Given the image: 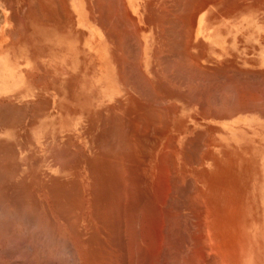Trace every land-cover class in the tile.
I'll return each instance as SVG.
<instances>
[{
	"label": "rangeland",
	"instance_id": "rangeland-1",
	"mask_svg": "<svg viewBox=\"0 0 264 264\" xmlns=\"http://www.w3.org/2000/svg\"><path fill=\"white\" fill-rule=\"evenodd\" d=\"M213 1L215 2V0ZM260 6L264 7V0L216 1L219 34L217 43L219 45V50H224L226 45H228L225 41L226 38L224 39L221 35H226L227 33L233 34V42L231 43L232 54L227 56L229 59H232V61L226 62L227 60L225 59L219 60V69L224 63L225 66L226 64L227 66L231 65L232 67H235L236 65L237 68L241 70H237L235 67L226 71L223 65L222 69L225 70L221 72L218 71V78L215 77V79L212 78L211 74H209L210 76L205 74L212 78L208 79V77H205L207 80L203 77L204 74L201 75L202 73L200 74L198 72L200 74L199 76L197 73L199 68H197L198 70H194L195 73L192 71L184 75H171V82L167 83L168 85L155 83V89L151 88L149 89L150 91L147 89H141L138 91L137 96L133 98L123 97L122 99L117 100L118 102L116 104H111L109 101L105 102V99L99 98L96 93L90 92V96H82V91L79 90L75 91V96L72 98L68 106H53L50 104V99H43L41 101L42 103H39V101L34 98L33 90H27L25 93L21 90L19 92L15 91L11 93L12 97L3 101L4 103L0 101V168L2 169L0 170V178L2 177V179H0V182L2 181V184L0 183V225L2 224L0 226V264H96L101 262L102 258V260L105 258V260L108 259V264H114V262L115 264H131V262L134 261H137L138 263V261L141 262L145 260V262L139 263L150 264L152 262L151 264H154L155 262V264H188L187 261L190 260L191 262H189V264H213V262L214 264H258V259H254V257L251 256V254L253 255L254 253L250 247L251 240L254 241L255 235L258 236L257 238L261 241L262 245L260 249L261 260L259 261V264H264V240H262V230H264V165H255L258 162L264 163V154L241 153L240 148L232 146V142L236 140L240 141L241 138H235V135L240 136L242 131H244V134L246 135L245 138H248L247 141L252 142V136L257 134V126L263 124V122L259 123L257 120L258 117L261 118V116H264V71H259L255 62L258 60V55L261 57L264 55V53L261 52L264 49V8H261ZM259 50L261 51L258 52ZM219 53L224 52L219 51ZM240 64L244 65V67L240 66ZM193 68L195 69V67ZM242 68L245 70L242 71ZM234 69L236 71H234ZM246 69H248L247 72ZM232 70L233 72H231ZM250 71L251 73H249ZM225 72L231 73H229L230 75H226L227 73ZM234 72H236V74ZM196 73L198 74L197 76L195 75ZM222 73H225L226 76ZM188 74L190 75L188 76ZM227 76L228 79L226 78ZM231 77L232 80L234 79L233 81L231 80ZM235 77L237 79H235ZM184 81L186 82L184 83ZM187 82H189V84ZM230 82H233L234 84ZM243 84L245 86H243ZM239 87L243 88L240 89ZM191 88L194 91L191 90ZM229 88L230 91L228 90ZM206 89L208 90L206 91ZM190 90L192 91V94ZM243 93L244 95H242ZM235 94L240 95L238 96ZM237 96L238 99L240 97L241 99L243 98L244 102H242L241 99H239V102ZM231 99L235 104L231 102ZM248 100L254 103L252 104ZM225 101H227V103ZM258 102L261 103L257 104ZM233 105H236V107ZM241 105L242 107H239ZM228 106H230L232 110L230 107L227 108ZM243 106L246 107L244 108ZM237 107L239 108L237 109ZM247 108L250 109L247 110ZM235 109L239 110V112ZM228 114H231L232 116H228ZM228 119L232 120L228 121ZM225 129L231 131L233 133L231 135L234 137H226V134L222 132V130ZM216 131H218V137H211V135H215ZM118 155H120V159ZM116 159L118 161L125 159L123 162L119 161L122 165L120 168V164ZM113 160L116 161L113 162ZM115 162L116 164L118 163V166ZM95 164L96 166H94ZM99 165L100 168L105 165L103 168L104 171H108L111 168L116 171L110 170L108 173L110 172L112 175L110 173L107 175L105 174L106 171L104 172L101 170V172L99 170ZM124 165L126 166L125 170L127 173H123L125 172V170H122L125 168ZM97 166L98 168H96ZM118 168L121 173L115 175L118 174ZM93 169H97V175ZM99 172H101V174H99ZM90 174L92 176L94 175L93 179ZM122 174L127 176L128 179L125 180V176H121ZM103 175L104 178L106 176H113V180L112 178H109L108 180V177L105 179L110 181L109 183L114 181L115 185L112 183L111 186L106 183L101 184ZM117 177H120L118 178L119 181L116 179ZM75 178L79 180V185ZM73 181L75 182L74 185ZM123 181L124 184H121ZM90 183L98 185L94 184V186H92ZM102 185H106L108 188ZM95 186H98L97 188L99 189ZM124 186L126 188L123 189ZM69 188L71 189L69 190ZM90 188L94 189H92L91 193L94 196L97 195L96 198L90 193ZM53 191H55V194ZM74 192L77 193L75 194ZM122 192H126L127 194L124 193V196ZM60 194L62 195L61 197ZM104 194L106 195V198ZM117 194H119V197ZM122 194L124 198H122ZM72 195L75 197V200ZM116 196L118 198L115 199ZM135 196L136 199L133 198ZM148 196L151 197L149 198ZM77 197L78 199H76ZM93 198L98 200L96 201ZM99 198L101 199L99 200ZM118 199L119 201H116ZM159 199L160 201H158ZM162 199L163 201H161ZM63 201H68L67 204L71 202L74 205H78V202H81V205L83 206L79 205V207H82V209L84 208V210L78 209V207L75 208V206H71L70 203L68 204L70 208H67V204L65 205V202ZM131 201L135 202L132 203ZM146 201L148 202L147 204L150 205H146ZM153 202H156V204ZM95 204L98 207L99 204L102 205L100 206L102 209L103 206L105 208L102 210L99 207V210L98 207L94 206ZM113 204H115L114 206L116 210L113 208ZM120 204H123L122 206L124 207L119 206ZM220 207L223 208L219 210ZM4 209L7 212L4 211ZM121 209H123V211H121ZM92 211L95 212L93 213ZM202 211L205 212V215H203L204 212ZM75 212L76 214L79 213L80 216L79 214L76 216ZM110 212L111 214H109ZM223 212L224 214H222ZM107 213L108 216H106ZM168 214L170 215L168 216ZM98 215H100V217H95ZM122 215H124V217H122ZM209 215L211 217H209ZM221 215H224V217ZM69 216L72 218H69ZM114 216L118 220L115 218L113 220L112 217ZM156 216H158L159 219ZM77 217L80 220L76 219ZM105 217L108 220H106ZM103 219L105 221H103ZM152 219L154 222H152ZM119 220L122 221L119 222L120 224L118 223ZM227 220H229V222ZM125 221L129 223L133 222V225L131 223L132 227ZM200 223L201 225H199ZM204 223L206 224L203 226ZM122 224H124V226ZM45 225H48V227ZM211 226H213L214 229V232L212 233H210L211 231L209 229ZM128 227H130L131 230ZM148 227L150 228L147 232ZM96 229H98V231ZM166 229L170 230V232L166 231ZM256 229L258 234H255ZM134 231L135 233H133ZM91 232L93 234H90ZM78 233L82 235L80 236ZM117 233L118 235H116ZM150 233L153 234V238L151 237L152 241L150 239ZM213 233L216 234V237L212 235V238H217V240L211 239V234ZM149 234L150 236H148ZM154 235L157 237L155 238ZM226 235L228 237H226ZM91 236L92 238H95L96 236V240L90 239L89 237ZM114 236L115 238H113ZM97 237L102 238L97 239ZM135 238H139V240ZM94 240L95 244L93 243ZM97 240L107 242L108 244L99 241L96 242ZM128 240L130 241V244L128 243ZM153 240L155 241V244H153ZM88 241L89 243H87ZM135 242L138 245H136ZM29 243L31 245H29ZM194 243H196L195 247ZM200 243L201 245H199ZM219 243L221 245H219ZM98 244L101 245V248ZM102 244L104 245L102 246ZM131 244H133V247L128 248V245ZM217 244L220 246L219 248H216L218 247ZM96 245L97 247H93ZM150 245H152L151 248ZM159 245L161 248L157 247ZM136 246H138L139 249ZM147 247L148 251L146 250ZM152 247H154L155 250ZM213 247L214 250L212 249ZM94 248H98V251H96V249L94 250ZM121 248L124 250L121 251ZM157 248L158 250H156ZM80 249L85 255L81 252L79 253ZM104 249L105 251H102ZM159 249L161 253L159 252ZM195 249H198V251ZM93 250L95 254H93ZM135 250L137 253L133 252ZM101 251L104 254L101 253ZM129 251H131V253H127ZM99 252L100 255H96V253ZM112 252L115 254L114 256H112ZM140 252H142L144 256ZM193 252L197 255H194ZM230 252H232L233 257L236 258H233V261H230L232 259V254H230ZM133 253L136 254L134 255ZM150 253L151 257H149ZM208 253H210V255ZM224 253L226 254L225 259L223 257L225 255ZM131 254H133L132 256L135 258L132 261L129 260L132 257ZM90 255L93 257H90ZM188 255H190V257ZM87 256H89V258H87ZM95 256H98V258L96 259ZM115 257H117L118 260ZM119 257L121 260H119ZM127 257H129V259ZM172 257H176L177 259ZM185 257L186 261H184ZM229 258L230 260H228ZM154 259H157V261H154ZM88 260L91 262L89 263ZM124 261L127 262L125 263ZM203 261L204 263H202Z\"/></svg>",
	"mask_w": 264,
	"mask_h": 264
},
{
	"label": "crops",
	"instance_id": "crops-1",
	"mask_svg": "<svg viewBox=\"0 0 264 264\" xmlns=\"http://www.w3.org/2000/svg\"><path fill=\"white\" fill-rule=\"evenodd\" d=\"M114 1L0 0V101L9 99L15 91L25 93L33 90L34 98L39 103L43 99H50L53 106H68L75 91L79 90L82 91V96H90V92L96 93L105 102L116 104L123 97L137 96L138 91L146 87L155 89V83L164 85L171 82V75L186 74L190 70L188 65L189 61L192 62L189 60L192 55V59L198 61L195 62L198 65L193 63L195 67L199 68L200 65L203 72L212 70L208 73L213 72V78L218 74L215 68L218 67V51L224 52L226 56L222 60L230 61L227 56L232 54L233 34L221 35L226 38L228 45L224 50H219L216 1L116 0L113 3ZM193 4L195 6H191V9L189 5ZM161 9L164 10L162 14ZM117 14H121L120 17ZM112 34H115L114 38ZM185 38H189V44L185 41L187 46ZM176 40L183 52L191 53L190 58L187 56L188 60L184 58L185 53L183 56L182 52L177 51L180 47ZM261 52L264 53V49ZM255 62L258 69L264 70V55H258ZM208 65H214L215 69ZM186 66L189 69L187 72L186 69L184 71ZM228 67L232 66H227L226 71ZM257 122L263 124L257 126V134L252 136V142L247 141L244 131L240 136L235 135V138L241 139L232 142V146L240 148L241 153L264 154V116L258 117ZM222 132L228 138L234 137L228 129ZM217 134L218 131L211 137H218ZM255 165L264 163L258 162Z\"/></svg>",
	"mask_w": 264,
	"mask_h": 264
},
{
	"label": "bare ground",
	"instance_id": "bare-ground-1",
	"mask_svg": "<svg viewBox=\"0 0 264 264\" xmlns=\"http://www.w3.org/2000/svg\"><path fill=\"white\" fill-rule=\"evenodd\" d=\"M112 1H113V0H112ZM115 1H116V0H115ZM115 1H114L113 3H115ZM119 1H120V0H119ZM121 1H122V0H121ZM162 1H163V0H162ZM162 1H161V3H162ZM165 1H166V0H165ZM167 1H168V0H167ZM210 1H211V0H210ZM215 1H218V0H215ZM258 2H259V1H258ZM110 3H111V2H110ZM113 3H112V5H114ZM163 3H164V2H163ZM205 3H206V2H204V4H205ZM225 3H226V2H225ZM227 3H228V1H227ZM227 3H226V4H227ZM229 3H230V2H229ZM253 3H254V2H253ZM259 3H260V2H259ZM120 4H121V3H120ZM122 4H123V3H122ZM116 5H117V4H116ZM160 5H162V4H160ZM169 5H170V3H169ZM169 5H166V6L169 7ZM172 5H173V4H172ZM230 5H231V4H230ZM103 6H105V5H103ZM106 6H107V5H106ZM108 6H109V5H108ZM118 6H121V5H119V3H118ZM148 6H149V5H148ZM148 6H147V7H148ZM189 6H190V8L192 9L191 6L194 7L195 5L193 4V5H189ZM189 6H186V7H189ZM204 6H205V5H204ZM224 6H225V5H224ZM233 6H234V4H233ZM236 6H237V5H236ZM112 7H113V6H112ZM116 7H117V6H116ZM150 7H151V6H150ZM159 7H160V6H159ZM167 7H165V8H167ZM205 7H206V6H205ZM260 7H261V6H260ZM114 8H115V6H114ZM114 8H113V9H114ZM123 8H124V5H123ZM151 8H152V7H151ZM151 8H150V9H151ZM154 8H155V7H154ZM154 8H152V9H154ZM163 8H164V7H162V9H163ZM182 8H183V7H182ZM226 8H227V7H226ZM261 8H264V7L262 6ZM102 9L105 11L104 8H102ZM111 9H112V8H111ZM117 9H118V8H117ZM152 9H151V10H152ZM156 9H157V8H156ZM162 9H161V10H162ZM108 10H109V15H111V14H110V9H108ZM151 10H150V11H151ZM166 10H167V9H166ZM183 10H184V9H183ZM185 10H186V9H185ZM188 10H189V9H188ZM112 11H113V10H112ZM153 11H154V10H153ZM163 11H164V10L161 11V14H162ZM181 11H182V10H181ZM33 12H34V10H33ZM122 12H123V11H122ZM159 12H160V11H159ZM186 12H188V11H186ZM113 13H114V12H113ZM123 13H124V12H123ZM123 13H122V14H123ZM152 13H153V12H152ZM155 13H156V12H154V14H155ZM163 13H164V12H163ZM165 13H166V12H165ZM126 14H127V13H126ZM168 14H169V13H168ZM171 14H172V13H171ZM117 15H119V17H120L121 14H117ZM123 15H124V14H123ZM123 15H122V16H123ZM166 15H167V14H166ZM166 15H165V16H166ZM184 15H185V13H184ZM122 16H121V17H122ZM153 16H154V15H153ZM157 16H158V14H157ZM157 16H156V17H157ZM165 16H164V17L162 16V17L165 18ZM123 17H124V16H123ZM128 17H129V16H128ZM128 17H127V19H128ZM158 17H159V16H158ZM167 17H168V16H167ZM263 17H264V16H263ZM150 18H151V17H150ZM154 18H155V17H154ZM181 18H182V17H181ZM42 19H43V18H42ZM105 19H106V17H105ZM108 19H111V17H109ZM112 19H114V18L112 17ZM115 19H116V18H115ZM119 19H120V18H119ZM127 19H125V20H127ZM148 19H149V18H148ZM155 19H156V18H155ZM157 19H158V18H157ZM160 19H161V18H160ZM169 19H170V18H169ZM116 20H117V19H116ZM128 20H129V19H128ZM176 20H177V19H176ZM42 21H43V20H42ZM111 21H112V20H111ZM117 21H118V20H117ZM150 21H152V19H151ZM153 21H154V19H153ZM173 21H174V19H173ZM179 21H180V20H179ZM188 21H189V20H188ZM55 22H56V21H55ZM105 22H106V21H105ZM105 22H104V23H105ZM118 22H119V21H118ZM130 22H131V20H130ZM132 22H133V21H132ZM158 22H159V21H158ZM158 22H156V23H158ZM162 22H164V21L162 20ZM162 22H161V23H162ZM169 22H170V20H169ZM181 22H182V21H181ZM190 22H191V21H190ZM192 22H194V21H192ZM126 23H127V22H126ZM126 23H125V24H126ZM166 23H167V22H166ZM171 23L174 24L173 22H171ZM188 23H189V22H188ZM109 24H110V26H111V23H109ZM123 24H124V23H123ZM153 24H154V23H153ZM177 24H178V23H177ZM183 24H184V23H183ZM114 25H115V24H114ZM161 25H162V24H161ZM161 25H160V26H161ZM185 25H186V24H185ZM185 25H184V26H185ZM188 25H189V24H188ZM190 25H191V24H190ZM131 26H132V25H131ZM175 26H176V25H175ZM116 27L118 28V26H116ZM120 27H121V26H120ZM164 27H165V26H164ZM178 27H179V26H178ZM192 27H193V26H191V28H192ZM123 28H124V27H123ZM128 28H129V27H128ZM134 28H135V26H134ZM191 28H190V29H191ZM108 29H110V28H108ZM125 29H126V28H125ZM159 29H160V28H159ZM182 29H183V28H182ZM185 29H186V28H185ZM188 29H189V28H188ZM193 29H194V28H193ZM116 30H117V29H116ZM120 30H121V29H120ZM122 30H123V29H122ZM126 30H128V29H126ZM166 30H167V29H166ZM129 31H130V30H129ZM183 31H185V30L183 29ZM186 31H188V30H186ZM192 31H193V30H192ZM108 32H109V31H108ZM126 32H127V31H126ZM131 32H132V30H131ZM137 32H138V31H137ZM177 33H178V32H177ZM118 34L120 35V33H118ZM122 34H123V33H122ZM133 34H134V33H133ZM158 34H159V32H158ZM164 34H165V33H164ZM112 35H113V38H114V35H115V34H112ZM138 35H139V34H138ZM153 35H154V32H153ZM174 35H176V34H174ZM172 36H173V35H172ZM185 36H186V35H185ZM186 37H188V36H186ZM189 38H190V37H189ZM189 38H188V40H187V38H185L186 40H184V43H185V41H186V42L189 44V43H190V42H188V41H189ZM137 40H138V39H137ZM176 41H177V40H176ZM225 41H226V40H225ZM180 42H182V40H181ZM178 43H179V42L177 41L176 44H178ZM163 44H164V43H163ZM163 44H162V45H163ZM171 44H172V42H171ZM185 44H186V43H185ZM188 44H186V46H187ZM169 45H170V44H169ZM178 45H179V44H178ZM182 45H183V43H182ZM191 45H192V44H191ZM155 46H156V45H155ZM192 46H196V45L194 44V45H192ZM197 46H198V45H197ZM199 46H200V45H199ZM164 47H166V45H165ZM179 47H180V49L177 50V51L182 52L181 54L183 55L185 52H183L184 50H183V51L181 50V45H179ZM179 47H177V48H179ZM182 47L184 48L185 46H182ZM138 48H139V47H138ZM173 48H175V47H173ZM185 48H186V50H187V47H185ZM188 49H189V48H188ZM118 50H119V49H118ZM154 50H155V49H154ZM161 50H164V48H163V49L161 48ZM165 50H166V49H165ZM135 51H136V50H135ZM137 51H138V50H137ZM167 51H168V50H167ZM173 51L175 52V50H173ZM187 51H189V50H187ZM154 52H155V51H154ZM158 52H159V51H158ZM164 52H165V51H164ZM169 52H170V51H169ZM171 52H172V50H171ZM180 52H179V53H180ZM203 52H204V51H203ZM198 53H199V52H198ZM155 54H156V52H155ZM159 54H160V53H159ZM181 54H180V55H181ZM187 54H188V55H187ZM189 54H190V55H189ZM203 54H204V53H202V55H203ZM223 54H224V53H219V51H218V53H217L218 60H222L223 58L226 57V56L223 55ZM114 55H115V54H114ZM139 55H140V54H139ZM160 55H161V54H160ZM178 55H179V54H178ZM184 55H186L184 58H187V60H188V57H189V56L191 57V53H190V52H189V53H185ZM184 55H183V56H184ZM199 55H200V53H199ZM202 55H201V56H202ZM121 56H122V55H121ZM168 56H170V55H168ZM187 56H188V57H187ZM205 56H206V55H205ZM136 57H137V56H136ZM139 57H140V56H139ZM166 57H167V56H166ZM190 57H189V58H190ZM140 58H141V57H140ZM159 58H160V57H159ZM181 58H182V57H181ZM192 58L194 59L193 55H192L191 59H189V60H192V62L189 61V65L187 64L188 61H186V59H185L186 64L189 66V69H190V70H189L188 67L186 66V67L184 68V71H185V69H186V72H187V70L191 71V69L193 68V67H191V66L194 65V67H195L196 65H198V64L195 63L197 60L194 61ZM204 58H205V57H204ZM220 58H221V59H220ZM137 59H138V58H137ZM173 59H174V57H173ZM182 59H183V58H182ZM182 59H180V60H182ZM195 59H196V58H195ZM228 60H229V58H228ZM233 60H234V59H233ZM230 61H232V59H230ZM197 62H198V61H197ZM222 62H223V61H222ZM222 62H221V63H222ZM190 63H191V64H190ZM193 63H195L196 65L193 64ZM231 63H232V62H231ZM231 63H230V64H231ZM239 63H240V62H239ZM167 64H169V63L167 62ZM192 64H193V65H192ZM228 64H229V63H228ZM232 64H233V63H232ZM190 65H191V66H190ZM204 65H205V64H204ZM219 65H220V64H219ZM219 65H218V67H215L214 65H212V66H213V68H214V67L217 68V72H218V71H220V72H221V71H224L225 69H224V70L222 69V66L224 65V63H223V65L220 66V69H222V70L219 69ZM178 66H179V65H178ZM182 66H184V65H182ZM202 66H203V65H202ZM206 66H207V65H206ZM212 66H211V67H212ZM230 66H231V65H230ZM240 66H243V67H244V65H241V64H240ZM152 67H153V66H152ZM180 67H181V65H180ZM208 67L211 68L210 65H208ZM226 67H227V64H226V66L224 65V68H226ZM235 67H236L237 70H241V69L237 68L236 65H235ZM235 67H234V66H233V67H228L227 69H228V70H231L230 68H235ZM215 68H214V69H215ZM134 69H135V68H134ZM178 69H179V67H178ZM181 69H182V68H181ZM200 69H201V67H200V65H199V70L197 69V67H195V69L193 68L192 70H193V73H195L194 70H198L197 73H198V72H199L200 74L202 73L201 75L204 74V75H203L204 78H205V77H208V79L211 78V77H209L210 75H209L208 71H212V70H205V72H203V71H201V70H203V69H201V70H200ZM218 69H219V70H218ZM242 69H243V68H242ZM255 69H256V68H255ZM179 70H180V69H179ZM244 70H245V69H243L242 71H244ZM250 70H251V69H250ZM256 70H257V69H256ZM258 70L261 71L262 69H261V70L258 69ZM177 71H178V70H177ZM189 71H188V72H189ZM213 71H214V73L216 72L215 70H213ZM234 71H236V70L234 69ZM247 71H248V69H246V72H247ZM252 71H253V70H252ZM263 71H264V70H263ZM140 72H141V71H140ZM181 72H182V71H181ZM188 72H187V73H188ZM231 72H233V70H232ZM231 72H229V73H231ZM255 72H256V71H255ZM142 73H143V72H142ZM163 73H164V72H163ZM166 73H167V72H166ZM197 73L195 74L196 76L199 74V73H198V74H197ZM225 73H227L226 75H230L228 72H225ZM225 73H222V74L225 75ZM234 73L236 74V72H234ZM234 73H233V74H234ZM244 73H245V72H244ZM249 73H251V71H250ZM249 73H248V74H249ZM164 74H165V73H164ZM172 74H173V73H172ZM190 74H191V73H190ZM190 74H188V76H189ZM200 74H199V76H200ZM205 74H206V75H209V76H206ZM210 74H211V73H210ZM212 74H213V72H212ZM212 74H211V76H212V78H213V75H212ZM245 74H246V73H245ZM142 75H143V74H142ZM165 75H166V74H165ZM165 75H164V76H165ZM168 75H170V74H168ZM174 75H175V74H174ZM174 75H173V76H174ZM192 75H194V74H192ZM192 75H191V76H192ZM216 75H217V74H216ZM216 75H214V76L216 77ZM218 75H219V74H218ZM218 75H217V76H218ZM224 75H223V76H224ZM226 75H225V76H226ZM241 75H242V74H241ZM235 76H236V75H235ZM238 76H239V75H238ZM238 76H237V77H238ZM242 76H243V75H242ZM249 76H250V75H249ZM261 76H262V75H261ZM138 77H139V76H138ZM167 77H168V76H167ZM183 77H184V76H183ZM146 78H147V77H146ZM180 78H181V77H180ZM204 78H203V79H204ZM212 78H211V79H212ZM216 78H218V77H216ZM224 78H225V77H224ZM226 78L228 79V76H227ZM229 78H230V77H229ZM245 78H246V77H245ZM247 78H248V77H247ZM259 78H260V77H259ZM167 79H169V78H167ZM176 79H179V78H176ZM182 79H183V78H182ZM195 79H196V78H195ZM195 79H194V81H195ZM199 79H200V78H199ZM199 79H198V80H199ZM205 79H206V78H205ZM235 79H237V78L235 77ZM242 79H243V78H242ZM121 80H123V79H121ZM135 80H136V79H135ZM138 80H139V79H138ZM188 80H189V79H188ZM206 80H207V79H206ZM224 80H225V79H224ZM231 80H232V77H231ZM233 80H234V79H233ZM233 80H232V81H233ZM139 81H140V80H139ZM142 81H143V80H142ZM148 81H149V79H148ZM158 81H159V80H158ZM189 81H190V80H189ZM208 81H209V80H208ZM217 81H218V80H217ZM131 82H132V81H131ZM185 82H186V81H184V83H185ZM190 82H191V81H190ZM198 82H199V81H198ZM215 82H216V81H215ZM218 82H219V81H218ZM141 83H142V82H141ZM150 83H151V81H150ZM175 83H176V82H175ZM187 83L189 84V82H187ZM196 83H197V81H196ZM206 83H207V82H206ZM219 83H220V82H219ZM225 83H226V81H225ZM230 83H233V82H230ZM235 83H236V82H235ZM252 83H253V81H252ZM160 84H161V83H160ZM180 84H181V82H180ZM198 84H199V83H198ZM201 84H202V83H201ZM214 84H215V83H214ZM220 84H221V83H220ZM233 84H234V83H233ZM140 85H141V84H140ZM152 85H153V84H152ZM165 85H166V84H165ZM167 85H168V84H167ZM178 85H179V84H178ZM202 85H203V84H202ZM230 85H232V84H230ZM241 85H242V84H241ZM250 85H251V84H250ZM176 86H177V85H176ZM217 86H218V85H217ZM243 86H245V85L243 84ZM248 86H249V85H248ZM151 87H152V86H151ZM177 87H178V86H177ZM206 87H207V86H206ZM228 87H229V86H228ZM236 87H238V86H236ZM252 87H253V86H252ZM136 88H137V87H136ZM138 88H139V87H138ZM146 88H147V87H146ZM146 88H145V89H146ZM224 88H225V86H224ZM233 88H234V87H233ZM239 88L242 89L243 87H242V88L239 87ZM195 89H196V87H195ZM214 89H215V87H214ZM237 89H238V88H237ZM237 89H235V90H237ZM263 89H264V88H263ZM133 90H134V89H133ZM147 90H149V89H147ZM159 90H160V89H159ZM186 90H187V89H186ZM191 90H193V89L191 88ZM191 90H190V91H191ZM196 90H197V89H196ZM207 90H208V89H206V91H207ZM221 90H222V89H221ZM224 90H225V89H224ZM228 90L230 91V88H229ZM149 91H150V90H149ZM187 91H188V90H187ZM187 91H186V93H187ZM193 91H194V90H193ZM206 91H205V92H206ZM231 91H232V90H231ZM237 91H238V90H237ZM241 91H242V90H241ZM241 91H240V92H241ZM244 91H245V90H244ZM247 91H248V90H247ZM154 92H155V91H154ZM167 92H168V91H167ZM170 92H171V87H170ZM188 92H189V91H188ZM233 92H234V91H233ZM143 93H144V92H143ZM216 93H217V92H216ZM231 93H232V92H231ZM237 93H238V92H237ZM244 93H245V92H244ZM244 93H243L242 95H244ZM151 94H152V93H151ZM191 94H192V91H191ZM221 94H222V93H221ZM224 94H225V93H224ZM228 94H229V93H228ZM228 94H227V95H228ZM248 94H249V93H248ZM248 94H247V95H248ZM145 95H146V94H145ZM159 95H160V94H159ZM193 95H194V94H193ZM235 95H238V96H239L240 94H235ZM251 95H252V94H251ZM260 95H261V94H260ZM177 96H178V95H177ZM220 96H221V95H220ZM228 96H229V95H228ZM238 96H237V99H238ZM143 97H144V96H143ZM160 97H161V96H160ZM218 97H219V96H218ZM230 97H231V95H230ZM234 97H236V96H234ZM242 97H245V96H242ZM253 97H256V96H253ZM152 98H153V97H152ZM162 98H164V97H162ZM206 98H207V97H206ZM215 98H217V97H215ZM248 98H250V97H248ZM258 98H260V97H258ZM258 98H257V100H258ZM262 98H263V96H262ZM262 98H261V99H262ZM164 99H165V98H164ZM225 99H226V97H225ZM228 99H230V98H228ZM239 99H241V97H240ZM239 99H238V101L240 102ZM252 99H253V98H252ZM254 99H255V98H254ZM149 100H150V98H149ZM153 100H154V99H153ZM211 100H212V99H211ZM231 100H232V99H231ZM231 100H230V101H231ZM241 100H242V102H244V101H243V98H242ZM244 100H245V98H244ZM262 100H263V99H262ZM216 101H217V100H216ZM218 101H219V100H218ZM220 101H221V100H220ZM238 101H236V102H238ZM248 101L252 103V101H250V100H248ZM254 101H256V100H254ZM259 101H261V100H259ZM117 102H118V101H117ZM134 102H135V101H134ZM144 102H145V101H144ZM150 102H152V101H150ZM154 102H155V101H154ZM157 102H158V101H157ZM160 102H161V101H160ZM160 102H159V104H160ZM225 102L227 103V101H225ZM231 102L234 103L233 100H232ZM239 102H238V103H239ZM245 102H246V100H245ZM261 102H262V101H261ZM261 102H260V103H261ZM263 102H264V101H263ZM251 103H250V104H251ZM253 103H254V102H253ZM253 103H252V104H253ZM260 103L258 102L257 104H260ZM228 104H229V103H228ZM234 104H235V103H234ZM239 104H241V103H239ZM245 104H246V103H245ZM257 104H256V105H257ZM152 105H153V104H152ZM164 105H165V104H164ZM169 105H170V104H169ZM230 105H231V104H230ZM246 105H248V104H246ZM11 106H12V105H11ZM173 106H174V105H173ZM216 106H217V105H216ZM218 106H219V105H218ZM233 106H234V105H233ZM237 106H238V105H237ZM248 106H249V105H248ZM253 106H254V105H253ZM253 106H251V107H253ZM148 107H149V106H148ZM161 107H162V105H161ZM223 107H224V106H223ZM225 107H226V106H225ZM229 107H230V106H228L227 108H229ZM234 107H236V105H235ZM239 107H242V105L239 106ZM239 107H237V109H238ZM243 107H244V106H243ZM245 107H246V106H245ZM245 107H244V108H245ZM249 107H250V106H249ZM9 108H10V107H9ZM129 108H130V107H129ZM145 108H146V107H145ZM227 108H226V109H227ZM244 108H243V109H244ZM259 108H260V107H259ZM157 109H158V108H157ZM162 109H163V108H162ZM224 109H225V108H224ZM230 109H231V107H230ZM237 109H235V110H237ZM249 109H250V108H249ZM249 109L247 108V110H249ZM7 110H8V109H7ZM112 110H113V109H112ZM148 110H149V109H148ZM160 110H161V109H160ZM231 110H232V109H231ZM240 110H241V108H240ZM247 110H246V111H247ZM2 111H3V110H2ZM19 111H21V110H19ZM136 111H137V110H136ZM143 111H146V110H143ZM204 111H205V110H204ZM227 111H228V110H227ZM227 111H226V112H227ZM237 111L239 112V110H237ZM3 112H4V111H3ZM121 112H122V111H121ZM219 112H220V111H219ZM229 112H230V111H229ZM233 112H235V111H233ZM233 112H231V113L234 114ZM242 112H243V111H242ZM127 113H128V112H127ZM153 113H154V112H153ZM157 113H158V112H157ZM141 114H142V113H141ZM159 114H160V113H159ZM215 114H216V113H215ZM238 114H239V113H238ZM10 115H11V114H10ZM128 115H129V114H128ZM135 115H136V113H135ZM160 115H162V114H160ZM173 115H174V114H173ZM206 115H207V114H206ZM216 115H218V114H216ZM229 115H231V114H228V116H229ZM249 115H250V114H249ZM16 116H17V115H16ZM146 116H147V115H146ZM146 116H145V117H146ZM163 116H164V115H163ZM165 116H167V115H165ZM231 116H232V115H231ZM245 116H246V115H245ZM247 116H248V115H247ZM8 117H9V116H8ZM10 117H11V116H10ZM130 117H131V116H130ZM147 117H148V116H147ZM1 118H2V117H1ZM13 118H14V117H13ZM112 118H113V117H112ZM141 118H142V117H141ZM143 118H144V117H143ZM9 119H10V118H9ZM168 119H169V118H168ZM133 120H134V119H133ZM14 121H15V120H14ZM141 121H142V120H141ZM113 122H114V121H113ZM118 122H119V121H118ZM94 123H95V122H94ZM109 123H110V122H109ZM159 123H161V122H159ZM2 124H3V123H2ZM140 124H141V123H140ZM143 125H144V124H143ZM228 125H229V124H228ZM230 125H231V123H230ZM155 127H156V126H155ZM161 129H162V128H161ZM162 130H163V129H162ZM99 132H100V131H99ZM153 132H154V131H153ZM140 133H141V132H140ZM170 138H171V137H170ZM191 141H192V140H191ZM74 145H75V144H74ZM78 145H79V144H78ZM97 145H98V144H97ZM75 146H77V145H75ZM101 146H102V145H101ZM96 147H97V146H96ZM55 148H56V147H55ZM60 148H61V147H60ZM69 148H70V147H69ZM77 148H78V147H77ZM105 148H106V147H105ZM122 148H123V147H122ZM125 148H126V147H125ZM172 149H173V147H172ZM59 150H60V149H59ZM53 151H54V150H53ZM67 151H68V150H67ZM110 151H111V150H110ZM125 151H126V150H125ZM4 152H5V151H4ZM113 152H114V151H113ZM172 152H173V151H172ZM172 152H171V153H172ZM68 153H69V152H68ZM70 154H71V153H70ZM103 154H105V153H103ZM103 154H102V155H103ZM106 154H107V153H106ZM109 154H111V153H109ZM113 154H114V153H113ZM126 154H127V153H126ZM58 155H59V154H58ZM63 155H65V154H63ZM1 156H2V155H1ZM112 156H113V155H112ZM118 156H119V159H120V155H118ZM122 157H123V155H122ZM1 158H2V157H1ZM60 158H61V157H60ZM66 158H67V157H66ZM102 158H104V157H102ZM116 158H117V157H116ZM85 159H86V158H85ZM109 159H110V158H109ZM56 160H58V159H56ZM107 160H108V159H107ZM116 160H117V159H116ZM116 160H113V162L116 161ZM127 160H128V159H127ZM54 161H55V160H54ZM103 161H104V160H103ZM119 161H122V162H123V161H125V159H123V160H119ZM119 161L117 160V162H119ZM130 161H131V160H130ZM163 161H164V160H163ZM172 161H173V160H172ZM109 162H110V161H109ZM109 162H108V163H109ZM0 163H1V162H0ZM64 163H65V162H64ZM70 163H71V162H70ZM91 163H92V162H91ZM125 163H126V162H125ZM125 163H124V164H125ZM112 164H113V163H112ZM112 164H111V165H112ZM115 164H116V162H115ZM115 164H114V165H115ZM117 164H118V163H117ZM117 164H116V165H117ZM119 164H120V162H119ZM122 164H123V163H122ZM127 164H128V163H127ZM100 165H101V164H100ZM100 165H99V168H100ZM111 165H110V166H111ZM116 165H115V166H116ZM128 165H129V164H128ZM94 166H96V164H95ZM104 166H105V165H104ZM104 166H102V167H101L102 169L100 168L99 170H100V171H101V170L104 171V170H103ZM117 166H118V165H117ZM120 166H122V165L120 164V165H119V168H120ZM130 166H131V165H130ZM1 167H2V166H1ZM124 167H125V168H123L122 170H125V169H126V166H125V165H124ZM96 168H98V166H97ZM108 168H110V167H108ZM119 168H118V171H117L118 174H115V175H119V173H121V172H119ZM121 168H122V167H121ZM131 168H132V167H131ZM184 168H185V167H184ZM4 169H5V168H4ZM106 169H107V168H106ZM128 169H129V168H128ZM132 169H133V168H132ZM0 170H2V169L0 168ZM96 170H97V169H96ZM96 170L93 169V171H95V174L97 175ZM110 170H115V169L111 168ZM110 170H108V171H110ZM120 170H121V169H120ZM136 170H137V169H136ZM3 171H4V170H3ZM90 171H91V169H90ZM93 171H92V172H93ZM102 171H101V172H102ZM105 171H106V172H105ZM105 171H104V172H105V174H107V175L110 173V172L108 173L107 170H105ZM115 171H116V170H115ZM133 171H134V170H133ZM133 171H132V172H133ZM142 171H143V170H142ZM195 171H196V170H195ZM101 172H99V174H101ZM111 172H112V171H111ZM117 172H114V173H117ZM132 172H131V173H132ZM163 172H164V171H163ZM123 173H127V171L125 170V172H123ZM131 173H129V174H131ZM137 173H138V172H137ZM201 173H202V172H201ZM11 174H12V173H11ZM77 174H78V173H77ZM91 174H94V173H91ZM91 174H90V175H91ZM110 174H111V173H110ZM129 174H128V175H129ZM145 174H146V173H145ZM160 174H161V173H160ZM74 175H76V174H74ZM111 175H112V174H111ZM113 175H114V174H113ZM134 175H135V174H134ZM134 175H133V177H134ZM138 175H139V174H138ZM175 175H176V174H175ZM77 176H79V175H77ZM91 176H92V175H91ZM91 176H90V177H91ZM121 176H125V175L122 174ZM144 176H145V175H144ZM93 177H94V175L92 176V179H93ZM97 177H98V176H97ZM106 177H108V176H106ZM106 177H105V178H106ZM112 177H113V176H111V177L109 176L107 179L109 180V178H112ZM115 177H116V176H115ZM129 177H130V176H129ZM131 177H132V176H131ZM147 177H148V176H147ZM216 177H217V176H216ZM7 178H8V177H7ZM105 178H104V175H103V179L100 178V179H102V183H101V184H105V183H106L107 185H110V186H111V183H112L113 185H115V184H114V181H113V182L111 181V183H109L110 181H108V180L105 179ZM118 178H120V177H117L116 179L118 180ZM165 178H166V177H165ZM0 179H2V177H1ZM75 179H77V178H75ZM114 179H115V178H114ZM116 179H115V180H116ZM126 179H128L127 176H125V180H126ZM130 179H132V178H130ZM134 179H135V178H134ZM177 179H178V178H177ZM110 180H111V179H110ZM112 180H113V178H112ZM121 180H122V179H121ZM125 180H124V181H125ZM78 181H79V180L77 179V181H76L77 184L79 183ZM100 181H101V180H100ZM103 181H104V182H103ZM105 181H106V182H105ZM118 181H119V180H118ZM124 181H123L121 184H124ZM141 181H142V180H141ZM151 181H152V180H151ZM1 182H2V181H1ZM1 182H0V183H1ZM22 182H23V181H22ZM73 182H74V181H73ZM73 182H72V183H73ZM97 182H98V181H97ZM120 182H121V181H120ZM126 182H127V181H126ZM134 182H135V181H134ZM177 182H178V181H177ZM220 182H221V181H220ZM72 183H71V184H72ZM132 183H133V182H132ZM132 183H131V184H132ZM143 183H144V182H143ZM158 183H159V182H158ZM1 184H2V183H1ZM74 184H75V182L73 183V185H74ZM90 184H92V183H90ZM94 184H95V183H94ZM94 184H92V186H94ZM99 184H100V183H99ZM118 184H119V183H118ZM118 184H117V186H118ZM139 184H140V183H139ZM6 185H7V184H6ZM78 185H79V184H78ZM80 185H81V184H80ZM95 185H98V184H95ZM127 185H128V184H127ZM102 186H104V185H102ZM105 186H106V185H105ZM105 186H104V187H105ZM151 186H152V184H151ZM168 186H169V184H168ZM198 186H199V185H198ZM198 186H197V187H198ZM63 187H65V186H63ZM63 187H62V188H63ZM95 187H96V186H95ZM95 187H94V188H95ZM97 187H98V186H97ZM97 187H96V188H97ZM99 187H100V185H99ZM115 187H116V186H115ZM118 187H119V186H118ZM132 187H133V186H132ZM169 187H170V186H169ZM193 187H194V186H193ZM23 188H24V187H23ZM65 188H66V187H65ZM76 188H77V187H76ZM102 188H103V187H102ZM102 188H101V189H102ZM106 188H108V187L106 186ZM116 188H117V187H116ZM124 188H126V187L124 186L123 189H124ZM136 188H137V187H136ZM139 188H140V187H139ZM66 189H67V188H66ZM70 189H71V188H69V190H70ZM90 189H91V188H90ZM92 189H93V188H92ZM92 189L90 190V193L92 192ZM97 189H99V188H97ZM101 189H100V190H101ZM110 189H111V188H110ZM110 189H109V190H110ZM132 189H133V188H132ZM132 189H131V190H132ZM159 189H160V188H159ZM25 190H26V189H25ZM55 190H56V189H55ZM93 190H94V189H93ZM118 190H119V189H118ZM118 190H117V191H118ZM125 190H126V189H125ZM138 190H139V189H138ZM198 190H200V189H198ZM1 191H2V190H1ZM56 191H58V190H56ZM72 191H73V190H72ZM114 191H115V190H114ZM134 191H135V190H134ZM162 191H163V190H162ZM167 191H168V190H167ZM193 191H194V190H193ZM23 192H24V191H23ZM53 192H54V194H55V191H53ZM94 192H96V191H94ZM97 192H98V190H97ZM128 192H129V191H128ZM170 192H171V191H170ZM5 193H6V192H5ZM25 193H26V192H25ZM74 193H75V192H74ZM76 193H77V192H76ZM76 193H75V194H76ZM99 193H100V191H99ZM99 193H98V195H99ZM122 193L124 194V193H126V192H122ZM130 193H131V192H130ZM133 193H135V192H133ZM203 193H204V192H203ZM11 194H12V193H11ZM54 194H53V195H54ZM57 194H58V193H57ZM57 194H56V195H57ZM70 194H71V193H70ZM80 194H81V192H80ZM91 194H92V193H91ZM94 194H95V193H94ZM105 194H106V193H105ZM105 194H104V195H105ZM109 194H110V193H109ZM113 194H114V193H113ZM123 194H122V196H123ZM126 194H127V193H126ZM131 194H132V193H131ZM136 194H137V193H136ZM164 194H165V193H164ZM207 194H208V193H207ZM33 195H34V194H33ZM68 195H69V194H68ZM78 195H79V193H78ZM92 195H93V194H92ZM115 195H116V194H115ZM115 195H114V196H115ZM118 195H119V194H117V196H118ZM129 195H130V194H129ZM202 195H203V194H202ZM12 196H13V195H12ZM61 196H62V195L60 194V197H61ZM69 196H70V195H69ZM72 196H73V195H72ZM93 196H94V195H93ZM93 196H92V197H93ZM96 196H97V195H95L94 197L96 198ZM112 196H113V195H112ZM117 196L115 197V199L119 197V196H118V197H117ZM124 196H125V194H124ZM124 196H123L122 198H124ZM139 196H140V195H139ZM139 196H138V197H139ZM165 196H167V195H165ZM73 197H74V196H73ZM79 197L81 198L80 195H79ZM98 197H99V196H98ZM98 197H97V198H98ZM127 197H129V196H127ZM148 197H149V196H148ZM150 197H151V196H150ZM150 197H149V198H150ZM158 197H159V196H158ZM162 197H163V196H162ZM6 198H7V197H6ZM18 198H19V197H18ZM25 198H27V197H25ZM31 198H32V197H31ZM33 198H34V197H33ZM95 198H93V199H95ZM103 198H104V196H103ZM103 198H102V199H103ZM105 198H106V195H105ZM129 198H131V197H129ZM133 198L136 199V196L133 197ZM141 198H142V197H141ZM143 198H144V197H143ZM156 198H157V197H156ZM63 199H64V198H63ZM76 199H78V197H77ZM93 199H92V201H93ZM100 199H101V198H99V200H100ZM110 199H111V198H110ZM144 199H145V198H144ZM144 199H143V200H144ZM164 199H165V198H164ZM168 199H169V198H168ZM184 199H185V198H184ZM202 199H204V198H202ZM35 200H36V198H35ZM35 200H34V201H35ZM64 200H65V199H64ZM74 200H75V197H74ZM90 200H91V199H90ZM95 200L97 201L98 199H95ZM106 200H107V199H106ZM111 200H112V199H111ZM111 200H110V201H111ZM207 200H209V199H207ZM210 200H211V199H210ZM39 201H40V200H39ZM60 201H61V200H60ZM96 201H94V202H96ZM116 201H119V199L116 200ZM116 201H115V202H116ZM124 201H125V199H124ZM132 201H133V200H132ZM132 201H131V202H132ZM136 201H137V200H136ZM148 201H149V200H148ZM158 201H160V199H159ZM161 201H163V199H162ZM198 201H199V200H198ZM212 201H213V200H212ZM215 201H216V200H215ZM29 202H30V201H29ZM29 202H28V203H29ZM52 202H53V201H52ZM58 202H59V201H58ZM63 202H65V201H63ZM67 202H68V201L65 202V205L67 204ZM101 202H102V201H101ZM111 202H112V201H111ZM120 202H121V201H120ZM131 202H129V203H131ZM134 202H135V201H134ZM134 202H132V203H134ZM167 202H168V200H167ZM199 202H200V201H199ZM205 202H206V201H205ZM208 202H209V201H208ZM208 202H207V203H208ZM219 202H221V201H219ZM31 203H32V202H31ZM42 203H43V202H42ZM59 203H60V202H59ZM69 203H70L71 206H75V208L78 207V209H82V207H81V208L79 207V205H80V206H83V205H81V202H78V205L76 204L77 206L74 205V204H72L71 202H69ZM69 203H68V204H69ZM79 203H80V204H79ZM103 203H104V202H103ZM108 203H109V202H108ZM117 203H119V202H117ZM121 203H122V202H121ZM125 203H126V201H125ZM132 203H131V204H132ZM147 203H148V202L146 201V205H150V204H147ZM149 203H150V202H149ZM153 203L156 204V202H153ZM157 203H158V202H157ZM171 203H172V202H171ZM174 203H175V202H174ZM214 203H215V202H214ZM214 203H213V204H214ZM217 203H218V202H217ZM221 203H222V202H221ZM240 203H241V202H240ZM57 204H58V203H57ZM68 204H67V206H68L67 208H70ZM97 204H98V203H97ZM100 204H101V203H100ZM100 204H99V207L102 206V205H100ZM104 204H105V203H104ZM106 204H107V203H106ZM161 204H162V203H161ZM165 204H167V203H165ZM187 204H188V203H187ZM114 205H115V204H113V206H114ZM122 205H123V204H122ZM122 205L120 204L119 206H122ZM127 205H128V203H127ZM127 205H126V206H127ZM129 205H130V204H129ZM134 205H135V204H134ZM137 205H138V204H137ZM142 205H143V204H142ZM142 205H141V206H142ZM146 205H145V206H146ZM151 205H152V204H151ZM199 205H200V204H199ZM217 205H219V204H217ZM55 206H56V205H55ZM57 206H59V205H57ZM94 206H96V204H95ZM105 206H106V205H105ZM130 206H131V205H130ZM143 206H144V205H143ZM167 206H168V205H167ZM176 206H177V205H176ZM192 206H195V205H192ZM224 206H225V205H224ZM241 206H242V205H241ZM245 206H246V205H245ZM96 207H98V206H96ZM99 207H98L99 210H100V208L102 209V207H100V208H99ZM111 207H112V205H111ZM122 207H124V206H122ZM132 207H133V205H132ZM138 207H139V206H138ZM156 207H157V206H156ZM3 208H6V207H3ZM75 208H74V209H75ZM104 208H105V207L103 206V209H104ZM106 208H107V207H106ZM108 208H109V206H108ZM108 208H107V209H108ZM113 208L115 209V206H114ZM116 208H117V207H116ZM128 208H129V207H128ZM128 208H127V209H128ZM148 208H149V206H148ZM151 208H152V207H151ZM151 208H150V209H151ZM157 208L160 209L159 207H157ZM191 208H192V207H191ZM201 208H202V207H201ZM208 208H209V207H208ZM222 208H223V207H222ZM222 208L220 207L219 210H221ZM229 208H230V207H229ZM245 208H246V207H245ZM13 209H14V208H13ZM18 209H19V208H18ZM103 209H102V210H103ZM114 209H113V210H114ZM119 209H120V208H119ZM127 209H126V210H127ZM134 209H135V208H134ZM138 209H139V208H138ZM142 209H144V208H142ZM153 209H154V208H153ZM153 209H152V210H153ZM161 209H162V208H161ZM186 209H187V208H186ZM189 209H190V208H189ZM192 209H194V208H192ZM8 210H9V209H8ZM56 210H57V209H56ZM72 210H73V209H72ZM82 210H84V208H83ZM115 210H116V209H115ZM117 210H118V209H117ZM126 210H125V212H126ZM146 210H147V208H146ZM148 210H149V209H148ZM166 210H167V209H166ZM219 210H218V211H219ZM245 210H246V209H245ZM4 211H6V210L4 209ZM36 211H37V210H36ZM109 211H110V209H109ZM118 211H119V210H118ZM121 211H123V209H121ZM144 211H145V210H144ZM160 211H161V210H160ZM160 211H159V212H160ZM167 211H168V210H167ZM228 211H229V209H228ZM6 212H7V211H6ZM13 212H14V211H13ZM16 212H17V211H16ZM34 212H35V211H34ZM69 212H70V211H69ZM92 212H93V211H92ZM94 212H95V211H94ZM94 212H93V213H94ZM96 212H97V211H96ZM128 212H129V211H128ZM137 212H138V211H137ZM137 212H135V213H137ZM148 212H149V211H148ZM161 212H162V211H161ZM202 212H204V211H202ZM3 213H4V212H3ZM40 213H41V212H40ZM114 213H116V212H114ZM120 213H121V212H120ZM172 213H173V212H172ZM194 213H195V212H194ZM209 213H210V212H209ZM211 213H212V212H211ZM228 213H229V212H228ZM241 213H242V212H241ZM243 213H244V212H243ZM21 214H22V213H21ZM47 214H48V213H47ZM67 214H68V213H67ZM75 214H76V212H75ZM78 214H79V213H78ZM78 214H76V216H77ZM95 214H96V213H95ZM99 214H100V213H99ZM102 214H103V213H102ZM109 214H111V212H110ZM118 214H119V213H118ZM122 214H123V213H122ZM130 214H131V213H130ZM132 214H133V213H132ZM166 214H167V213H166ZM222 214H224V212H223ZM244 214H245V213H244ZM14 215H16V214H14ZM23 215H24V214H23ZM26 215H27V214H26ZM72 215H73V213H72ZM100 215H101V214H100ZM100 215L95 216V217H100ZM113 215H115V214H113ZM120 215H121V214H120ZM137 215H138V214H137ZM151 215H153V214H151ZM154 215H155V214H154ZM156 215H157V214H156ZM158 215H160V214H158ZM169 215H170V214H168V216H169ZM200 215H201V214H200ZM203 215H205V212H204ZM240 215H241V214H240ZM247 215H248V212H247ZM28 216H29V215H28ZM61 216H62V215H61ZM65 216H66V214H65ZM70 216H71V215H70ZM70 216H69V218H72V217H70ZM73 216H74V215H73ZM79 216H80V214H79ZM106 216H108V213H107ZM126 216H127V213H126ZM211 216H212V214H211ZM211 216L209 215V217H211ZM213 216H214V214H213ZM221 216L224 217V215H221ZM19 217H20V216H19ZM48 217H49V216H48ZM66 217H67V216H66ZM92 217H93V215H92ZM117 217H118V215H117ZM120 217H121V216H120ZM122 217H124V215H122ZM136 217H137V216H136ZM136 217H135V218H136ZM145 217H146V216H145ZM150 217H151V216H150ZM156 217H158V216H156ZM162 217H163V216H162ZM164 217H165V215H164ZM177 217H178V216H177ZM201 217H202V216H201ZM237 217H239V216H237ZM45 218H46V217H45ZM63 218H64V217H63ZM108 218H109V217H108ZM114 218L117 219L115 216L112 217L113 220H114ZM130 218H131V215H130ZM146 218H148V217H146ZM171 218H172V217H171ZM174 218H175V217H174ZM202 218H203V217H202ZM225 218H226V217H225ZM24 219H25V218H24ZM73 219H74V218H73ZM76 219H79V218L77 217ZM76 219H74V220H76ZM105 219H106V217H105ZM136 219H137V218H136ZM154 219H155V218H154ZM158 219H159V217H158ZM177 219H178V218H177ZM222 219H223V218H222ZM226 219H227V218H226ZM25 220H26V219H25ZM35 220H36V219H35ZM71 220H72V219H71ZM74 220H72V221H74ZM79 220H80V219H79ZM79 220H78V221H79ZM106 220H108V219H106ZM117 220H118V219H117ZM121 220H122V218H121ZM150 220H151V218H150ZM155 220H156V219H155ZM163 220H164V218H163ZM170 220H171V219H170ZM192 220H193V219H192ZM235 220H236V219H235ZM50 221H51V220H50ZM50 221H49V222H50ZM76 221H77V220H76ZM103 221H105V220L103 219ZM115 221H116V220H115ZM160 221H161V220H160ZM206 221H207V219H206ZM227 221L229 222V220H227ZM33 222H35V221H33ZM91 222H92V221H91ZM110 222H111V221H110ZM119 222H122V221L119 220L118 223H119ZM125 222H126V221H125ZM148 222H149V221H148ZM152 222H154L153 219H152ZM164 222H165V220H164ZM166 222H167V221H166ZM168 222H169V221H168ZM185 222H186V221H185ZM199 222H200V221H199ZM201 222H202V221H201ZM238 222H239V221H238ZM238 222H237V223H238ZM76 223H78V222H76ZM126 223H129V222H126ZM131 223H132V225H133V222H131ZM131 223H129L130 225H129V224H128V225L131 226ZM190 223H191V222H190ZM207 223H208V222H207ZM225 223H226V222H225ZM51 224H52V223H51ZM66 224H67V223H66ZM119 224H120V223H119ZM188 224H189V223H188ZM192 224H193V223H192ZM205 224H206V223H204L203 226H204ZM229 224H230V223H229ZM1 225H2V224H1ZM1 225H0V226H1ZM6 225H7V224H6ZM28 225H29V224H28ZM122 225L124 226V224H122ZM128 225H127V226H128ZM148 225H149V224H148ZM190 225H191V224H190ZM199 225H201V223H200ZM210 225H211V224H210ZM251 225H252V224H251ZM39 226H40V225H39ZM45 226H46V225H45ZM50 226H51V225H50ZM50 226H49V227H50ZM71 226H72V225H71ZM71 226H70V227H71ZM76 226H78V225H76ZM90 226H92V225H90ZM112 226H113V224H112ZM151 226H152V224H151ZM156 226H157V225H156ZM197 226H198V222H197ZM242 226H243V225H242ZM254 226H255V225H254ZM36 227H37V226H36ZM42 227H44V226H42ZM46 227H48V225H47ZM100 227H103V226H100ZM105 227H106V226H105ZM105 227H104V228H105ZM131 227H132V226H131ZM162 227H163V226H162ZM162 227H161V228H162ZM182 227H183V226H182ZM207 227H208V226H207ZM233 227H234V226H233ZM243 227H244V226H243ZM256 227H257V226H256ZM75 228H78V227H75ZM96 228H97V226H96ZM98 228H99V224H98ZM125 228H126V227H125ZM128 228H130V227H128ZM149 228H150V227H148L147 232L149 231ZM193 228H194V227H193ZM214 228H215V227H214ZM246 228H247V227H246ZM246 228H245V229H246ZM248 228H249V227H248ZM94 229H95V228H94ZM163 229H164V227H163ZM185 229H186V228H185ZM187 229H188V228H187ZM206 229H207V228H206ZM209 229H210V231H211L210 233L214 232L213 226L209 227ZM229 229H230V228H229ZM234 229H235V228H234ZM257 229H258V228H257ZM257 229L255 230V234H258ZM38 230H39V229H38ZM96 230L98 231V229H96ZM99 230H100V229H99ZM130 230H131V228H130ZM164 230H165V229H164ZM182 230H183V229H182ZM191 230H192V229H191ZM197 230H198V229H197ZM251 230H252V229H251ZM36 231H37V230H36ZM41 231H42V230H41ZM50 231H51V230H50ZM77 231H78V230H77ZM153 231H154V230H153ZM166 231H169V232H170V230H167V229H166ZM217 231H218V230H217ZM235 231H236V230H235ZM260 231H261V230H260ZM260 231H259V232H260ZM262 231H263V235H262L263 238H262V240H264V230H262ZM262 231H261V233H262ZM0 232H1V231H0ZM82 232H83V231H82ZM95 232H96V231H95ZM95 232H94V233H95ZM111 232H113V231H111ZM121 232H122V231H121ZM128 232H129V230H128ZM191 232H192V231H191ZM230 232H231V230H230ZM6 233H7V232H6ZM6 233H5V234H6ZM8 233H9V232H8ZM31 233H32V232H31ZM37 233H38V232H37ZM37 233H36V234H37ZM96 233H97V232H96ZM125 233H126V232H125ZM133 233H135V231H134ZM153 233H154V232H153ZM173 233H174V232H173ZM180 233H181V232H180ZM189 233H190V232H189ZM203 233H204V232H203ZM217 233H218V232H217ZM24 234H26V233H24ZM32 234H33V233H32ZM40 234H41V233H40ZM76 234H77V233H76ZM78 234H79V233H78ZM90 234H93V233L91 232ZM90 234H89V236H90ZM131 234H132V233H131ZM143 234H144V233H143ZM147 234H148V233H147ZM147 234H145V235H147ZM150 234H151V233H150ZM150 234H149L148 236H150ZM191 234H192V233H191ZM2 235H4V234H2ZM8 235H9V234H8ZM13 235H15V234H13ZM49 235H50V234H49ZM79 235H80V234H79ZM81 235H82V234H81ZM81 235H80V236H81ZM116 235H118V233H117ZM121 235H122V234H121ZM152 235H153V234H151V236H150L151 241H152V238H153ZM163 235H164V234H163ZM163 235H162V236H163ZM181 235H182V234H181ZM188 235H189V234H188ZM197 235H198V234H197ZM199 235H200V234H199ZM205 235H206V234H205ZM212 235L216 237V234H214V233L211 234V239L217 240V238H216V239H215V238H212ZM230 235H231V234H230ZM236 235H237V233H236ZM4 236H5V235H4ZM30 236H31V235H30ZM50 236H51V235H50ZM52 236H53V235H52ZM98 236H99V235H98ZM104 236H105V235H104ZM135 236H136V235H135ZM203 236H204V235H203ZM209 236H210V235H209ZM220 236H221V235H220ZM9 237H10V236H9ZM54 237H55V236H54ZM75 237H76V236H75ZM106 237H107V236H106ZM120 237H121V236H120ZM151 237H152V238H151ZM154 237H155V235H154ZM156 237H157V236H156ZM156 237H155V238H156ZM158 237H160V236H158ZM163 237H164V236H163ZM163 237H161V238H163ZM193 237H194V236H193ZM195 237H196V236H195ZM200 237H201V236H200ZM226 237H228V236L226 235ZM231 237H232V236H231ZM234 237H236V236H234ZM257 237H258V236L255 235V239H254V241L251 240V246H250V247H251V249H252V252L254 253L253 255L251 254V256H253L254 259L257 258V259H258V264H259V261L261 260V258H260V257H261V255H260V249H261L262 245H261V241H260ZM29 238H30V237H29ZM32 238H34V237H32ZM61 238H62V237H61ZM89 238H90V239H95L96 236H95V238H94V237L92 238V236L89 237ZM98 238H99V237H97V239H98ZM101 238H102V237H100L99 239H101ZM110 238H111V237H110ZM113 238H115V236H114ZM123 238H125V237H123ZM128 238H129V237H128ZM133 238H134V237H133ZM133 238H132V239H133ZM155 238H154V239H155ZM171 238H172V237H171ZM207 238H208V237H207ZM10 239H11V238H10ZM25 239H26V238H25ZM34 239H36V238H34ZM90 239H89V240H90ZM108 239H109V238H108ZM119 239H120V238H119ZM135 239H138V240H139V238H135ZM163 239H165V238H163ZM169 239H170V238H169ZM194 239H195V238H194ZM209 239H210V238H209ZM209 239H208V240H209ZM12 240H13V239H12ZM43 240H44V238H43ZM73 240H74V239H73ZM81 240H83V239H81ZM95 240H96V239H95ZM95 240H94V242H93L94 244H95ZM106 240H107V239H106ZM106 240H105V241H106ZM109 240H110V239H109ZM120 240H121V239H120ZM130 240H131V239H130ZM200 240H201V239H200ZM200 240H199V241H200ZM218 240H219V239H218ZM231 240H232V239H231ZM231 240H230V241H231ZM27 241H28V240H27ZM35 241H36V240H35ZM49 241H50V240H49ZM54 241H55V240H54ZM98 241L101 242L100 240H97L96 242H98ZM161 241H163V240H161ZM193 241H194V240H193ZM202 241H203V240H202ZM209 241H210V240H209ZM232 241H233V240H232ZM17 242H18V241H17ZM75 242H76V241H75ZM80 242H82V241H80ZM80 242H79V244H80ZM84 242H85V241H84ZM103 242H104V241H103ZM103 242H101V243H103ZM129 242H130V241L128 240V243H129ZM154 242H155V241L153 240V244H155ZM164 242H165V241H164ZM164 242H163V243H164ZM23 243H24V242H23ZM38 243H39V242H38ZM63 243H64V242H63ZM77 243H78V241H77ZM87 243H89V241H88ZM91 243H92V242H91ZM91 243H90V244H91ZM101 243H100V244H101ZM104 243H107V242H104ZM110 243H114V242H110ZM131 243H132V241H131ZM135 243H136V242H135ZM138 243H139V241H138ZM150 243H151V242H150ZM156 243H157V241H156ZM163 243H162V244H163ZM174 243H175V242H174ZM181 243H182V242H181ZM185 243H186V242H185ZM187 243H188V242H187ZM216 243H218V242H216ZM216 243H215V244H216ZM227 243H228V241H227ZM227 243H226V245H227ZM18 244H19V243H18ZM33 244H34V243H33ZM51 244H52V243H51ZM90 244H89V245H90ZM100 244H98V245H100ZM107 244H108V243H107ZM121 244H122V243H121ZM123 244H124V243H123ZM129 244H130V243H129ZM133 244H134V243H133ZM133 244L128 245V246H129L128 248L133 247ZM162 244H161V245H162ZM224 244H225V243H224ZM224 244H223V245H224ZM231 244H233V243H231ZM21 245H22V244H21ZM29 245H31V244L29 243ZM39 245H41V244H39ZM60 245H61V244H60ZM91 245H92V244H91ZM91 245H90V246H91ZM103 245H104V244H102V246H103ZM110 245H111V244H110ZM114 245H116V244H114ZM136 245H138V244L136 243ZM156 245H157V244H156ZM175 245H176V244H175ZM175 245H174V246H175ZM192 245H193V244H192ZM195 245H196V243H194V247H195ZM199 245H201V243H200ZM219 245H221V244L219 243ZM234 245H235V244H234ZM23 246H24V245H23ZM23 246H22V247H23ZM71 246H72V245H71ZM90 246H89V247H90ZM107 246H108V245H107ZM121 246H122V245H121ZM151 246H152V245H150V248H151ZM207 246H208V245H207ZM214 246H215V245H214ZM217 246H218V244H217ZM227 246H228V245H227ZM46 247H47V246H46ZM58 247H59V246H58ZM78 247H79V245H78ZM93 247H97V245H96V246H93ZM109 247H110V246H109ZM118 247H119V246H118ZM118 247H117V248H118ZM136 247H138V246H136ZM145 247H146V246H145ZM155 247H156V246H155ZM157 247H160V245L157 246ZM179 247H180V246H179ZM196 247H197V246H196ZM204 247H205V246H204ZM204 247H203V248H204ZM211 247H212V246H211ZM219 247H220V246H218V247H216V248H219ZM72 248H73V247H72ZM87 248H88V247H87ZM100 248H101V245H100ZM125 248H126V247H125ZM142 248H143V247H142ZM142 248H140V249H142ZM152 248H154V247H152ZM160 248H161V247H160ZM166 248H167V247H166ZM170 248H171V247H170ZM201 248H202V247H201ZM205 248H206V247H205ZM225 248H226V247H225ZM26 249H27V248H26ZM32 249H33V248H32ZM42 249H43V248H42ZM47 249H48V248H47ZM47 249H46V250H47ZM95 249H96V251H98V248H94V250H95ZM138 249H139V247H138ZM147 249H148V247L146 248V250H147ZM187 249H188V248H187ZM212 249L214 250V247H213ZM28 250H29V249H28ZM50 250H51V249H50ZM90 250H91V249H90ZM90 250H88V251H90ZM94 250L92 251L93 254H95ZM107 250H108V249H107ZM107 250H106V251H107ZM114 250H115V249H114ZM114 250H113V251H114ZM119 250H120V249H119ZM123 250H124V249H123ZM123 250H122V248H121V251H123ZM126 250H127V249H126ZM128 250H129V249H128ZM154 250H155V248H154ZM156 250H158V248H157ZM162 250H163V249H162ZM170 250H171V249H170ZM195 250L198 251V249H195ZM218 250H219V249H218ZM222 250H223V249H222ZM34 251H35V250H34ZM60 251H61V250H60ZM63 251H64V250H63ZM75 251H76V250H75ZM75 251H74V252H75ZM81 251H82V250L80 249V250H79V253H80ZM83 251H84V250H83ZM102 251H105V249L102 250ZM102 251H101V253H103ZM108 251H109V250H108ZM121 251H120V252H121ZM131 251H132V249H131ZM131 251H129V252H127V253H131ZM137 251H139V250H137ZM143 251H144V250H143ZM147 251H148V250H147ZM149 251H151V250H149ZM175 251H176V250H175ZM178 251H179V250H178ZM201 251H202V250H201ZM209 251H210V250H209ZM70 252H71V251H70ZM72 252H73V251H72ZM86 252H87V251H86ZM86 252H85V253H86ZM133 252H136V250L133 251ZM159 252H160V249H159ZM162 252H163V251H162ZM190 252H191V251H190ZM204 252H205V251H204ZM218 252H220V251H218ZM224 252H225V251H224ZM252 252H251V253H252ZM60 253H61V252H60ZM68 253H69V252H68ZM81 253H82V252H81ZM88 253H90V252H88ZM105 253H106V252H105ZM109 253H110V251H109ZM115 253H116V252H115ZM124 253H126V252H124ZM136 253H137V252H136ZM136 253H133V254L135 255ZM138 253H139V252H138ZM140 253L142 254V252H140ZM143 253H144V252H143ZM154 253H155V251H154ZM160 253H161V252H160ZM193 253H194V255L196 254L195 252H193ZM198 253H201V252H198ZM44 254H45V253H44ZM65 254H66V253H65ZM82 254H84V253H82ZM82 254H81V255H82ZM97 254L100 255V252H99V253H96V255H97ZM103 254H104V253H103ZM110 254H111V253H110ZM112 254H113L112 256L115 255L113 252H112ZM133 254H131V256H132ZM141 254H140V257H141ZM147 254H148V253H147ZM167 254H168V253H167ZM174 254H175V253H174ZM191 254H192V253H191ZM206 254H207V252H206ZM208 254L210 255V253H208ZM219 254H221V253H219ZM224 254H225V253H224ZM230 254H232V252H230ZM45 255H46V254H45ZM84 255H85V254H84ZM91 255H92V254H91ZM91 255H90V257H93V256H91ZM99 255H98V256H99ZM101 255H102V254H101ZM106 255H107V253H106ZM138 255H139V254H138ZM142 255H143V254H142ZM161 255H162V254H161ZM196 255H197V254H196ZM199 255H200V254H199ZM234 255L236 256L235 253H234ZM16 256H17V255H16ZM73 256H74V255H73ZM82 256H83V255H82ZM98 256H97V257L95 256L96 259L98 258ZM112 256H111V257H112ZM116 256H118V255H116ZM143 256H144V255H143ZM148 256H149V255H148ZM148 256H147V258H148ZM152 256H153V255H152ZM172 256H173V255H172ZM183 256H184V255H183ZM183 256H182V257H183ZM186 256H187V255H186ZM188 256L190 257V255H188ZM212 256H213V254H212ZM225 256H226V254L223 256L224 259L226 258ZM83 257H84V256H83ZM101 257H102V256H101ZM103 257H104V255H103ZM138 257H139V256H138ZM140 257H139V259H140ZM145 257H146V256H145ZM149 257H151V253H150V256H149ZM176 257H177V256H176ZM176 257H175V258H176ZM178 257H180V256H178ZM200 257H201V256H200ZM227 257H228V255H227ZM87 258H89V256H87ZM87 258H86V259H87ZM107 258H108V257H107ZM115 258H117V257H115ZM123 258H124V257H123ZM127 258L129 259V257H127ZM131 258H132V259H131ZM131 258L129 259V260H131V261H132L133 259H135V258H133V256H132ZM143 258H144V257H143ZM147 258H146V259H147ZM153 258H154V256H153ZM172 258H174V257H172ZM175 258H174V259H175ZM187 258H188V257H187ZM191 258H192V256H191ZM197 258H199V257H197ZM197 258H195V259H197ZM201 258H202V257H201ZM217 258H218V257H217ZM233 258H234V257H233V254H232V259L230 260V258H229L228 260L233 261ZM9 259H10V258H9ZM102 259H103V258H102ZM102 259H101V262L98 261L99 263H96V264H108V261H109L108 259H107L108 261L105 260L106 258L104 259L105 261L102 260ZM111 259H112V258H111ZM150 259H151V258H150ZM176 259H177V258H176ZM206 259H207V258H206ZM208 259H209V257H208ZM214 259H215V258H214ZM224 259H223V260H224ZM234 259H236V258H234ZM77 260H78V259H77ZM117 260H118V258H117ZM117 260H115V261H117ZM119 260H121L120 257H119ZM125 260H126V259H125ZM129 260H127V261H129ZM137 260H138V258H137ZM143 260H145V259H143ZM159 260H160V257H159ZM159 260H158V261H159ZM168 260H169V259H168ZM181 260H182V259H181ZM187 260H189V259H187ZM198 260H200V259H198ZM2 261H3V260H2ZM75 261H76V260H75ZM88 261H89V263L91 262L90 260H88ZM111 261H112V260H111ZM127 261H126V262H127ZM145 261H146V260H145ZM145 261H141V262H145ZM154 261H157V259H154ZM154 261H153V262H154ZM161 261H162V260H161ZM184 261H186V257H185V260H184ZM192 261H193V260H192ZM211 261H212V260H211ZM224 261H225V260H224ZM235 261H237V260H235ZM124 262H125V261H124ZM126 262H125V263H126ZM139 262H140V261H138V263H139ZM141 262H140V263H141ZM166 262H167V261H166ZM187 262H188V264H189V262H191V261L189 260V261H187ZM196 262H197V261H196ZM208 262H209V261H208ZM216 262H218V261H216ZM222 262H223V261H222ZM251 262H252V261H251ZM76 263H77V262H76ZM78 263H79V262H78ZM87 263H88V262H87ZM120 263H121V262H120ZM133 263H134V264H138L137 261L131 262V264H133ZM140 263H139V264H140ZM151 263H152V262H151ZM151 263H150V264H151ZM156 263H158V262H156ZM170 263H171V262H170ZM198 263H199V262H198ZM202 263H204V261H203ZM205 263H207V262H205ZM234 263H235V262H234ZM83 264H84V263H83ZM94 264H95V263H94ZM114 264H115V262H114ZM129 264H130V263H129ZM144 264H148V263H144ZM154 264H155V262H154ZM158 264H160V263H158ZM168 264H169V263H168ZM181 264H184V263H181ZM191 264H192V263H191ZM195 264H197V263H195ZM213 264H214V262H213ZM226 264H227V263H226ZM237 264H238V263H237ZM250 264H251V263H250Z\"/></svg>",
	"mask_w": 264,
	"mask_h": 264
}]
</instances>
